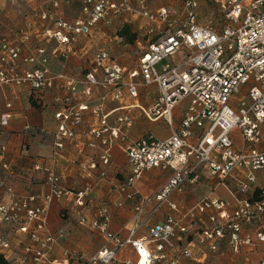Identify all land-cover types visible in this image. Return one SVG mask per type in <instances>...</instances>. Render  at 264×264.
<instances>
[{"label": "built area", "instance_id": "built-area-1", "mask_svg": "<svg viewBox=\"0 0 264 264\" xmlns=\"http://www.w3.org/2000/svg\"><path fill=\"white\" fill-rule=\"evenodd\" d=\"M202 6L222 16L220 28L212 21L200 23ZM83 13V18L72 23L57 21L56 30L47 32L48 38L59 44L57 51L63 58L75 54L78 38L90 35L98 23L131 13L146 19V33L154 35L148 49L141 54L138 67L128 71L109 51L100 50L84 79L75 81L64 74L52 73L47 67L45 48H39L23 59L25 64L35 67L21 68V45L30 40L26 31L20 36V44L7 40L0 43V85L27 84L43 93L52 89L55 82L65 80L66 89L72 93L77 92L79 83L84 84L87 97L95 88L103 90L99 105L91 107L83 102L55 115L59 125L54 133V147L62 150L75 138V127L82 122L83 113L90 110L100 119V125L91 128L89 135L100 140L104 165L110 163L112 146L117 142L125 144L131 174L120 191L128 200L138 196L135 183L146 171L174 170L173 176L150 200L137 199L134 225L127 237L110 231L111 217L105 208L93 221L81 219L110 244L89 257L85 264H119L118 255L127 247L133 249L138 259L136 263L126 264H180L183 259L194 258L189 247L173 259L167 257L165 250L172 247L178 234L188 232L189 218L204 215L208 218L201 220L202 227L196 238L212 253L219 251L220 243L226 238L235 253L245 245H264V184L260 176L264 174V0H251L248 5L244 0H184L178 12L167 8L152 12L145 0H138L137 8L128 0H83ZM182 51L184 58L180 60ZM152 86L158 89L155 102L149 107L136 106L150 122L164 119L173 125L174 110L186 104L180 126L167 139L160 140L153 134L133 139L129 135L133 120L128 114L120 115L115 126L109 124L111 113L104 112L108 99L122 100V89L137 99L142 88ZM11 107L7 104V108ZM10 119V112L1 113L0 127H6ZM234 134L241 140L240 147ZM89 147L94 148L96 144L90 142ZM202 167L230 190L233 205L204 198L191 212L177 218L169 216L156 224L150 229L149 237H137L141 228L165 205L177 210L172 197L182 192L187 183L198 182ZM3 168L9 170V164H3ZM90 168L96 165L93 163ZM35 169L44 171L52 186L50 194L18 197L0 177V187L12 196L9 202L0 203V222L16 227L29 239L22 253L10 260L11 243L0 236V253L9 264H52L50 254L65 238L61 231L49 232V205L53 199L69 197L72 192L59 186L53 168L36 165ZM89 191L86 188L77 192L80 206L85 204ZM151 203V212L144 217V210ZM31 225H34L33 231ZM41 232L47 233L46 236L42 237ZM150 244H155L157 254L152 252ZM257 264H264V258Z\"/></svg>", "mask_w": 264, "mask_h": 264}, {"label": "crops", "instance_id": "crops-1", "mask_svg": "<svg viewBox=\"0 0 264 264\" xmlns=\"http://www.w3.org/2000/svg\"><path fill=\"white\" fill-rule=\"evenodd\" d=\"M30 1H33V8L30 6ZM163 1L146 0V6L152 12L163 8L178 12L184 0L179 5L170 3V0ZM82 4L83 0H0V43L7 40L10 43L20 44L22 32L28 31L30 40L21 45L20 67L34 68V64H25L23 59L33 55L37 49L45 48L47 67L50 71L64 74L75 81L84 79L93 66L95 55L100 50L109 51L128 71L137 68L139 58L148 49L151 40L145 41L140 38L143 36L141 34L143 27L148 23L141 17L138 25L139 15L134 14L110 22L98 23L93 27L90 35L78 38L74 46L75 54H71L67 59L61 56L57 51V48H60L59 44L54 39H49L47 32L56 30L57 21L72 23L83 18ZM204 10L209 11L210 8L202 6L200 16ZM44 14L48 16L45 19L41 17ZM124 22L137 34V40L133 44L115 35L118 24ZM65 84V80H59L52 89L43 93L32 90L27 84L0 85V114L11 113L9 124L0 127V177L5 179L6 186L12 188L18 197L44 196L51 193L52 186L47 182L44 171L36 170L35 166L41 165L55 170L59 178V186L70 190L72 195L63 199H53L49 205V232L61 231L65 235V238L54 246L50 259L52 264H85L89 257L98 254L110 244L105 236L82 223L81 219L93 221L98 218L99 211L105 208L111 217L110 231L127 237L134 225V207L138 202L137 199L150 200L173 176L174 170L154 168L146 171L135 183L138 196L134 200H128L120 191L131 174L125 144L117 142L112 146L110 163L104 165L101 161L103 146L98 138L89 135L91 128L100 125V119L90 110L83 113L82 122L75 127V138L68 142L64 149L56 150L54 133L59 121L55 115L83 102L95 107L99 105L103 94V90L95 88L92 95L87 97L84 94V84H78L76 93L67 90ZM122 93V100L114 98L107 100L104 112L111 113L108 118L111 126L117 124L120 115H130L133 126L129 129V135L133 139L139 140L148 134H153L158 139L165 140L180 126L186 104L174 110L173 125L164 119L150 122L136 107H149L155 102L158 97L156 86L142 88L137 99L129 97L126 89H122ZM7 104L12 105L11 109L7 108ZM233 137L236 139V145L240 147L239 136L234 134ZM90 142L96 144V147H89ZM2 147L5 148L4 151ZM93 163L96 168H90ZM3 164H9V170H5ZM199 176L198 182L187 183L182 192L172 197L171 201L177 206L176 211L165 205L148 220L137 237H149L150 229L156 224L164 222L169 216L177 218L191 212L204 198L222 200L233 205L230 190L220 183L217 176L212 175L206 167L201 168ZM260 176L264 184V174L260 173ZM229 186L235 190L232 182H229ZM86 188L90 191L85 204L80 206L77 203V192ZM259 193L260 191L256 193V197ZM11 199L12 196L6 188L0 187V203L9 202ZM151 209L152 203L147 204L144 217L151 212ZM207 218V215L202 218L196 216L186 221L188 232L178 234L172 247H167L165 250L169 259L178 256L185 247L191 249L194 258L183 259L180 264H257L264 258V245H245L239 253H235L229 248L228 238L220 243L217 253H212L208 246L200 244L196 238L202 227L201 220ZM30 230H34V225L30 226ZM46 234L40 233L42 237ZM0 236L11 243L10 260L17 258L24 246L29 243L26 235L19 232L16 227L3 222H0ZM150 249L157 254L155 244H150ZM0 257L10 262L2 256V253ZM137 259L131 247H127L118 255L119 264H126L129 261L136 263Z\"/></svg>", "mask_w": 264, "mask_h": 264}, {"label": "rangeland", "instance_id": "rangeland-1", "mask_svg": "<svg viewBox=\"0 0 264 264\" xmlns=\"http://www.w3.org/2000/svg\"><path fill=\"white\" fill-rule=\"evenodd\" d=\"M117 1H119V0H117ZM130 3H131V5L133 6V7H135V8H137L138 7V0H128ZM146 1V0H145ZM167 1H169V0H167ZM182 1L183 0H170V3H175V4H180V3H182ZM250 1L251 0H244V4H246V5H248V4H250ZM162 2H164L163 0H162ZM170 3H169V5H170ZM30 6H31V8H33V1H30ZM45 6H47V5H45ZM82 6H83V4H82ZM170 10V9H169ZM30 11H31V9H30ZM33 12V11H32ZM131 14V13H130ZM43 15V14H42ZM41 15V17H43ZM44 15H46V18L48 17L47 16V14H44ZM126 15H129V13H127V14H125L124 16L125 17H127ZM134 15H136V14H134ZM123 16V17H124ZM179 17V16H178ZM116 18H119V17H111L110 19H108V20H105V21H103V22H110L111 20H113V19H116ZM121 19H123V18H121ZM140 19H141V17L139 16V18H138V20H137V23H138V25H140L139 23H140ZM200 23L201 24H206V23H208L209 21H212L214 24H216L219 28H220V26L222 25V16L220 15V14H218V12H216L215 10H213L212 8L209 10V11H206V10H204L202 13H201V16H200ZM124 25H127V23H119L118 24V27L116 28V31H115V35H117L118 36V32L123 28V26ZM146 27H147V25H145L144 27H143V29H142V33L141 34H143V36L142 37H140L141 39H145V41H147V39H150V40H153V36H151V35H148L147 33L145 34V32H146ZM146 36V37H145ZM148 37V38H147ZM145 45V44H144ZM184 58V53H183V51L182 52H180V54H179V56H178V59H180V60H182ZM247 91V87H245L244 88V92H246Z\"/></svg>", "mask_w": 264, "mask_h": 264}, {"label": "trees", "instance_id": "trees-1", "mask_svg": "<svg viewBox=\"0 0 264 264\" xmlns=\"http://www.w3.org/2000/svg\"><path fill=\"white\" fill-rule=\"evenodd\" d=\"M118 36L124 39L126 42L133 44L137 40V34L132 32V28L129 25H124L123 28L118 32ZM0 264H9L2 257H0Z\"/></svg>", "mask_w": 264, "mask_h": 264}, {"label": "bare ground", "instance_id": "bare-ground-1", "mask_svg": "<svg viewBox=\"0 0 264 264\" xmlns=\"http://www.w3.org/2000/svg\"><path fill=\"white\" fill-rule=\"evenodd\" d=\"M141 264H144V262H142Z\"/></svg>", "mask_w": 264, "mask_h": 264}]
</instances>
